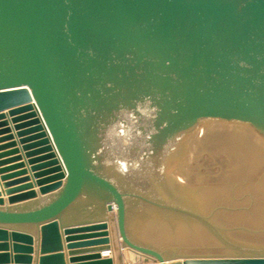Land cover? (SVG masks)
Listing matches in <instances>:
<instances>
[{"label": "water", "instance_id": "water-1", "mask_svg": "<svg viewBox=\"0 0 264 264\" xmlns=\"http://www.w3.org/2000/svg\"><path fill=\"white\" fill-rule=\"evenodd\" d=\"M215 123L264 145V0H0V264H32L35 241L37 264H123L121 246L140 264H264L129 232L145 202L255 247L167 169Z\"/></svg>", "mask_w": 264, "mask_h": 264}, {"label": "rangeland", "instance_id": "rangeland-1", "mask_svg": "<svg viewBox=\"0 0 264 264\" xmlns=\"http://www.w3.org/2000/svg\"><path fill=\"white\" fill-rule=\"evenodd\" d=\"M213 127L212 129H210L211 127L209 128L212 131L207 130L204 133L200 131L197 134L188 132L174 152V157L172 156L169 160L172 162H169V164L172 165L170 166L168 164L167 169L170 175L173 174L170 171L171 169L178 170V172L182 171V173L184 172L186 174L188 172V176L185 174L183 176L179 175L180 173H174V175L177 177V180L189 186V189L193 188L194 191H201L207 188L217 192L214 195L212 192L209 195L212 199L203 206L202 204L194 205L201 213L218 224L235 239L255 247L237 248L191 220L155 204L145 202L143 203V208L146 209L144 211L141 210V212L138 211V213L143 215L136 214V216L137 209L134 211L135 213L133 212L134 214H131L128 222L129 232L136 240L151 245L161 251H176L182 256L264 253V159L261 166L259 165L256 169L253 168L250 173L244 172L245 175L233 174L232 170L229 172L231 157H227V153L230 150L224 145L225 142L223 141L228 138H233L232 136L248 139V132L250 131H245L247 134L239 130H236V132L233 131L232 134L229 131V136L231 134V137H229L224 132L223 125L215 123ZM252 135V133L249 135L251 138H249V142L252 141L250 144L260 146L257 149L255 147L256 151H264L263 143L254 139ZM132 215H134V218ZM152 216L154 220H158H153L154 225L156 226V222L157 224L160 222L159 224L165 227L167 231L164 230L162 233H156L153 229ZM176 220L177 222H175ZM175 225H177V228ZM206 235L210 238H206ZM206 239H209V241ZM126 250L129 256L126 255L127 258L124 260L125 264L143 262L140 255L127 248Z\"/></svg>", "mask_w": 264, "mask_h": 264}, {"label": "bare ground", "instance_id": "bare-ground-1", "mask_svg": "<svg viewBox=\"0 0 264 264\" xmlns=\"http://www.w3.org/2000/svg\"><path fill=\"white\" fill-rule=\"evenodd\" d=\"M224 126V125H223ZM207 127V126H206ZM209 127V126H208ZM207 127V128H208ZM211 127V126H210ZM230 126H224L223 127V129L225 130L224 132H226V134H228V136H229V131H230V133L232 134L233 133V131H235L236 132V130H239V131H241V132H248L247 130H244V129H241V128H235V129H233V128H229ZM209 129V128H208ZM208 129H206V130H204V127H203V129L201 128L199 131L200 132H202V133H204V131H207ZM202 130V131H201ZM198 131V132H199ZM197 132V133H198ZM245 132V133H246ZM195 133V132H194ZM239 133V132H238ZM250 132H248V139H245L244 137H237V136H232L233 138H228L227 140H225V141H223V142H225L224 143V145L230 150L228 153H227V157H231V164L229 163V168L230 169H228V171L230 172V170H232V172H233V174H236V175H241V174H243V175H245L244 174V172H247V173H250V171L251 170H253V168L254 169H256V167H259V165L261 166V164H262V161H263V159H264V151H256V149L257 148H259L260 146L259 145H254V144H250V142H252V141H250L249 142V140L251 139L250 138V134H249ZM231 134H230V136L229 137H231ZM247 134V133H246ZM247 136V135H246ZM247 138V137H246ZM250 138V139H249ZM260 143V142H259ZM192 144V143H191ZM261 144V143H260ZM255 147H256V149H255ZM192 149H194L193 147H192ZM260 150V149H259ZM176 156V155H175ZM174 157V156H173ZM175 159V158H174ZM172 161V160H171ZM170 163H172V162H170ZM228 163V162H227ZM169 164V163H168ZM170 166L172 165V164H169ZM174 165V164H173ZM227 166V165H226ZM171 171V173H177V174H179V172H178V170H174V169H171L170 170ZM255 171V170H254ZM189 175L188 174V172H187V174L186 173H181L180 172V174L179 175ZM176 177V176H175ZM206 177V176H205ZM177 178V177H176ZM177 180V179H176ZM177 182H178V184H180L181 185V187L182 188H186L185 189V191L186 192H184V194L189 198V200L193 203V204H195V205H199V204H202V206L204 205V204H206L210 199H212V198H210V196L209 195H211V193L214 195V194H217V192H215V191H212V190H210V189H203V190H199V191H194V189L193 188H191V189H189L190 187L189 186H186V185H183V183H182V181H180V180H177ZM263 184V183H262ZM260 187V186H259ZM263 187V186H262ZM261 187V188H262ZM188 189V190H187ZM218 191V190H217ZM264 191V190H263ZM220 193V192H219ZM218 193V194H219ZM217 196V195H216ZM146 207V206H145ZM148 207V206H147ZM144 209H146V208H143V206L141 207V208H139L138 210H137V212L135 213V215L136 214H139V215H143V214H140V213H138V211L139 212H141V210L142 211H144ZM136 211V210H135ZM150 211V210H149ZM148 212V211H147ZM154 212V211H153ZM133 213V214H134ZM143 213V212H142ZM161 213V212H160ZM261 213V212H260ZM162 214V213H161ZM157 215V214H156ZM133 216V218H134V215H132ZM137 216V215H136ZM146 216V215H145ZM173 216H175V215H173ZM248 216V215H247ZM154 217L156 218V216L154 215ZM158 217H159V215H158ZM171 217V216H170ZM178 217V216H177ZM147 218V217H146ZM149 218H150V216H149ZM131 219H132V217H131ZM138 219V218H137ZM142 219V218H141ZM152 222H153V216H152ZM157 219V218H156ZM155 219V220H156ZM181 219V218H180ZM154 220V221H155ZM139 221V220H138ZM143 221H145V220H143ZM156 221H158V220H156ZM159 221H160V218H159ZM162 221V220H161ZM137 222V221H136ZM175 222H177V220L175 221ZM183 222V221H182ZM160 222H158V224H157V222H156V226L154 225V222H153V225H154V227H153V229L156 231V233H158L159 234V232H161L162 233V231H164V230H166V228L165 227H163L162 225H160L159 224ZM139 224V223H138ZM137 224V225H138ZM140 224H142V223H140ZM177 224V223H176ZM172 225V224H171ZM181 225V224H180ZM179 225V226H180ZM183 225V224H182ZM186 225V224H185ZM138 226H141V225H138ZM147 226H149V225H147ZM147 226H145L146 228H147ZM177 225H175V227H176ZM142 227V226H141ZM184 227V226H183ZM183 227H182V229H183ZM112 225H111V223H110V233H111V237L113 238V235H112ZM177 228V227H176ZM179 228H181V227H179ZM148 229V228H147ZM197 229V228H196ZM176 230V229H175ZM201 230V229H200ZM167 231V230H166ZM177 231V230H176ZM184 231V230H183ZM195 231V230H194ZM187 232V231H186ZM199 232V231H198ZM201 232V231H200ZM182 233H184V232H182ZM189 235H190V233H188ZM165 235H168V234H165ZM208 235V234H207ZM207 235L205 236L206 238H210V237H207ZM163 237H165V236H163ZM206 240H208L209 241V239H206ZM213 244H217V243H213ZM126 248L127 247H123V246H121V250H122V257H123V264H125L124 263V260L127 258L126 257V255L127 256H129V253H128V251L126 250ZM128 249V248H127ZM128 250H130V249H128ZM130 251H132V250H130ZM102 254L103 255H109V256H114V254H115V252H114V250L113 249H111V250H109V251H103L102 252ZM134 255V254H133ZM131 256H132V253H131ZM128 259H129V257H128ZM131 260V259H130ZM183 260H184V257H180V258H177V259H175V260H173V261H169V262H173V263H181V264H183ZM128 261V260H127ZM140 263H142V262H139V263H131V264H140Z\"/></svg>", "mask_w": 264, "mask_h": 264}, {"label": "crops", "instance_id": "crops-1", "mask_svg": "<svg viewBox=\"0 0 264 264\" xmlns=\"http://www.w3.org/2000/svg\"><path fill=\"white\" fill-rule=\"evenodd\" d=\"M2 159H6V157H2ZM7 163H4V165L2 166H6ZM35 235V234H34ZM36 236V235H35ZM66 253V249L64 251ZM33 255V263L32 264H37V257H38V253H37V242L35 241L34 243V252L32 253ZM126 260V259H125Z\"/></svg>", "mask_w": 264, "mask_h": 264}]
</instances>
